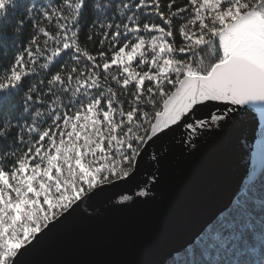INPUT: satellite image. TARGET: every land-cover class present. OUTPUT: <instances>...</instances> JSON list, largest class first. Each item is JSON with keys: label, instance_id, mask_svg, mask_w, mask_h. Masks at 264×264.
Masks as SVG:
<instances>
[{"label": "snow or ice", "instance_id": "obj_1", "mask_svg": "<svg viewBox=\"0 0 264 264\" xmlns=\"http://www.w3.org/2000/svg\"><path fill=\"white\" fill-rule=\"evenodd\" d=\"M249 116L239 181L153 264H264V0H0V264L107 188L160 201L170 160Z\"/></svg>", "mask_w": 264, "mask_h": 264}, {"label": "water", "instance_id": "obj_2", "mask_svg": "<svg viewBox=\"0 0 264 264\" xmlns=\"http://www.w3.org/2000/svg\"><path fill=\"white\" fill-rule=\"evenodd\" d=\"M207 111L202 109L201 114ZM254 128L255 117L249 116L239 129L210 138L190 161L170 160L160 201L113 208L109 199L135 181L107 188L93 201L95 216L84 219L74 214L24 258L25 264H153L239 181L246 165L239 156L238 141Z\"/></svg>", "mask_w": 264, "mask_h": 264}, {"label": "trees", "instance_id": "obj_3", "mask_svg": "<svg viewBox=\"0 0 264 264\" xmlns=\"http://www.w3.org/2000/svg\"><path fill=\"white\" fill-rule=\"evenodd\" d=\"M10 54H11V50H10ZM17 78H18V75H17Z\"/></svg>", "mask_w": 264, "mask_h": 264}]
</instances>
